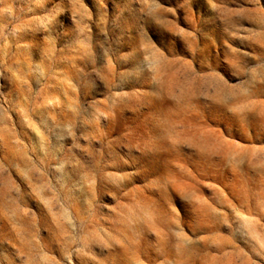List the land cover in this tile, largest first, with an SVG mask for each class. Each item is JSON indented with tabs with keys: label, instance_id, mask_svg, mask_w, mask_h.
Segmentation results:
<instances>
[{
	"label": "rangeland",
	"instance_id": "1",
	"mask_svg": "<svg viewBox=\"0 0 264 264\" xmlns=\"http://www.w3.org/2000/svg\"><path fill=\"white\" fill-rule=\"evenodd\" d=\"M0 264H264V0H0Z\"/></svg>",
	"mask_w": 264,
	"mask_h": 264
}]
</instances>
